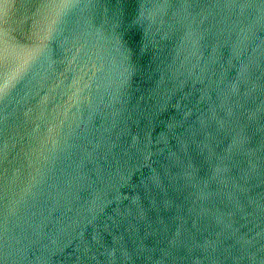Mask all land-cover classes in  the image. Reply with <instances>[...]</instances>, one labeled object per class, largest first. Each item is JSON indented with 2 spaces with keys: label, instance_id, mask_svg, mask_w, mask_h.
I'll return each mask as SVG.
<instances>
[{
  "label": "water",
  "instance_id": "95a60500",
  "mask_svg": "<svg viewBox=\"0 0 264 264\" xmlns=\"http://www.w3.org/2000/svg\"><path fill=\"white\" fill-rule=\"evenodd\" d=\"M0 264H264V0H0Z\"/></svg>",
  "mask_w": 264,
  "mask_h": 264
}]
</instances>
